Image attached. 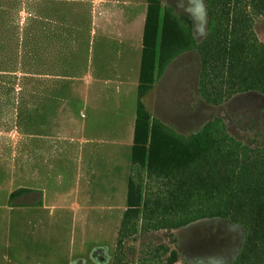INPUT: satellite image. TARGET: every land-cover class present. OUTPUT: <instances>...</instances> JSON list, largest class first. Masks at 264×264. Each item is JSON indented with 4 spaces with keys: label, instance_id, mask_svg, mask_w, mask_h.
I'll use <instances>...</instances> for the list:
<instances>
[{
    "label": "rangeland",
    "instance_id": "1",
    "mask_svg": "<svg viewBox=\"0 0 264 264\" xmlns=\"http://www.w3.org/2000/svg\"><path fill=\"white\" fill-rule=\"evenodd\" d=\"M137 1L145 19L151 0ZM152 1L161 11L158 25L168 9L171 34L178 25L194 43L207 35L203 0ZM108 12L103 0H0V205L13 208L11 230L16 237L10 255L18 262L8 264H25V249L17 241L23 242L25 233L46 231L61 238L56 247L62 264H227L240 252L244 231L219 217L172 228L174 222L186 220L184 212L160 209L148 212L143 222L139 213L137 221L131 220L135 229L124 233L118 246L129 179L137 182L141 174L131 165L137 111L142 110L136 141L145 151L138 156L139 164L152 134L153 157L163 163L165 175L155 173L146 183L143 172L141 196L147 184L151 202L158 199L163 207L174 205L167 191L178 185L182 170L197 171L200 161L221 152L242 154L239 145L264 147V95L245 91L224 94L220 103L203 99L201 64L194 49L177 53L158 76L156 64L154 69L150 65L153 73L148 69L140 84V43L135 40L130 46L129 41L105 36L103 25L118 21ZM252 22L264 44V17L252 15ZM61 26L73 30L59 31ZM68 39L75 42L69 46ZM66 53L70 58H63ZM54 104L65 106L71 126L63 121L56 128L48 121L44 126V108ZM208 124L221 131L200 146L194 137ZM39 134L57 139L55 144L42 142V150L55 145L57 153L42 152L41 181ZM55 173L57 182L52 180ZM40 184L65 199L55 223L46 222L39 211L45 193ZM30 209L34 216L42 215L34 217L31 228Z\"/></svg>",
    "mask_w": 264,
    "mask_h": 264
},
{
    "label": "trees",
    "instance_id": "2",
    "mask_svg": "<svg viewBox=\"0 0 264 264\" xmlns=\"http://www.w3.org/2000/svg\"><path fill=\"white\" fill-rule=\"evenodd\" d=\"M203 1L207 14V35L199 43H194L182 26L176 25V31L173 29V33H170L168 24L171 16L167 8L162 11V23L158 25L161 11L152 0L148 3L142 37L140 84L147 76L148 69L153 73L155 64L158 76L162 66L177 53L194 49L201 64L198 84L203 99L220 103L224 94L230 96L245 91L264 95V44L256 38L252 24V15L264 17V0ZM206 87L218 93L206 92ZM141 112V109L137 111L131 157L136 174H139L138 169L141 174L137 182L132 177L129 179L127 209L120 225L118 246L122 235L135 229L136 223L131 220L137 221L139 213L143 222L148 212L159 213L160 209L169 213L182 211L186 214V220L174 222L172 228L214 217L228 219L242 227L243 245L233 261L227 264H264V147L249 149L239 145L242 154L237 155L234 150L221 152L203 158L197 171L182 170L178 185L167 191L169 203L174 205L161 207L160 200L151 202L149 199L151 194L147 184L141 196L143 172L146 183L155 173L158 177L165 176L163 163L153 157L152 134L148 151L139 164V154L141 151L145 153L136 141ZM152 127L153 123L151 130ZM221 128L214 129L208 124L194 139L200 146H205L207 139L210 143L213 134L216 135ZM219 136H222L220 132ZM228 143L232 144L231 141ZM219 145L222 146L223 142H219ZM14 194L12 192L9 198L13 199Z\"/></svg>",
    "mask_w": 264,
    "mask_h": 264
},
{
    "label": "crops",
    "instance_id": "3",
    "mask_svg": "<svg viewBox=\"0 0 264 264\" xmlns=\"http://www.w3.org/2000/svg\"><path fill=\"white\" fill-rule=\"evenodd\" d=\"M105 3L108 4V13H115L118 16V21L116 24H108L103 25V34L107 36L108 38L113 39L114 41H129L132 46V42L137 40L140 43V60H139V68H138V75L140 72V65H141V55H142V37H143V27H144V18L143 13L141 12L140 4L137 0H124V3H119V0H103ZM109 1V2H108ZM116 2V4H110V3ZM122 6L123 8H121ZM129 7H131L129 9ZM116 8V9H115ZM125 11V13H124ZM124 13L123 19L121 18V14ZM121 20H120V19ZM124 19L126 21L124 22ZM144 19V20H143ZM62 27V26H61ZM142 28V29H141ZM59 31L67 30L72 31L73 28H58ZM56 30V28H55ZM70 36V35H69ZM74 38V35H71ZM69 42V39H68ZM75 41L69 42V46H71ZM181 52H187V50L181 51ZM70 53V52H69ZM69 53L66 55L64 54L63 58H70ZM197 53V52H196ZM197 57L199 58V55L197 53ZM56 58V55H55ZM66 108L62 105H53L44 108L45 114V121L44 126H47L45 123L48 121V125L50 127L53 126V128H56L61 126V121H63L64 125L71 126L72 125V118L69 117L68 113H65ZM68 111V109H67ZM84 115V113H83ZM59 123V124H58ZM41 126V123H39ZM77 126V125H75ZM55 133H57L56 129L54 130ZM39 141V171H38V178L39 181L42 180V166H41V156L42 152L50 156L51 154L53 156L56 155V147L55 145L51 150L49 149H41L42 142L43 141H50L55 144L57 141L56 136L52 135H42L39 134L38 136ZM44 142V143H45ZM50 144V143H49ZM48 144V145H49ZM51 151V152H50ZM53 168H51V171ZM52 175V173H47V175ZM49 175V176H50ZM46 176V174H45ZM48 176V177H49ZM59 179L58 174H54L52 176V180L54 182H57ZM39 189L43 190L44 193V200L41 202V206L39 207V211L42 212L43 216H45L46 222L48 223H55L60 215L58 216L57 211L60 207L63 206V201L65 200L63 198V195H61L57 190H49L44 185H39ZM12 193V192H11ZM10 193V194H11ZM47 196V197H46ZM0 264H8L9 262H15L12 259V256L10 255L11 252V246L15 243V235L14 232L11 230V225L14 222L13 217V208L12 207H3L4 205H0ZM67 207V206H65ZM5 208V209H3ZM29 214L28 216V223L30 228L32 227V224L34 223V217L41 218L42 215L34 216L33 209L28 210ZM26 218V216H25ZM51 226V225H49ZM53 227V226H51ZM55 241V243L52 245L51 241ZM19 244L25 249V264H62L63 258H62V252L61 249L57 251L58 245H61V238L55 231H46V233L39 234H33V232H30V234L25 233V239L24 241L17 240Z\"/></svg>",
    "mask_w": 264,
    "mask_h": 264
}]
</instances>
